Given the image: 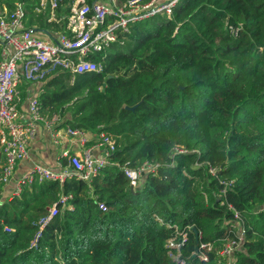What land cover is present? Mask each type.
<instances>
[{
    "label": "trees",
    "instance_id": "1",
    "mask_svg": "<svg viewBox=\"0 0 264 264\" xmlns=\"http://www.w3.org/2000/svg\"><path fill=\"white\" fill-rule=\"evenodd\" d=\"M2 1L13 10L16 0ZM22 1L30 27L60 28L36 11L39 0ZM173 11L136 22L123 41L92 55L101 71L72 82L59 69L38 94L42 114L59 115L61 126L114 135L113 162L163 166L139 189L112 164L92 182L24 184L0 201V264H176L166 247L175 224L201 236L189 233V264H219L217 250L242 226L228 204L245 229L235 264H264V0H180ZM177 145L195 152L172 158ZM55 203L58 214L37 239ZM202 241L216 248L209 261L191 254Z\"/></svg>",
    "mask_w": 264,
    "mask_h": 264
},
{
    "label": "built area",
    "instance_id": "2",
    "mask_svg": "<svg viewBox=\"0 0 264 264\" xmlns=\"http://www.w3.org/2000/svg\"><path fill=\"white\" fill-rule=\"evenodd\" d=\"M180 0H39L36 7L38 13H47L48 22H56L60 28L38 30L29 26V15L25 1L16 0L13 10L0 0V187L13 180L19 162L28 156L29 146L36 137L37 126L40 123L51 130L54 143L59 142V136L54 128L60 121L59 115L48 118L42 114L38 94L42 91L43 82L53 77L57 70L70 72L72 82L76 74L96 72L103 69L99 61L92 55L106 53L117 41H123L125 34L136 22L155 17L157 14L172 16L173 10ZM237 35L238 28L233 29ZM46 35L49 39L43 37ZM27 85V97L22 96L21 83ZM28 99L27 107L23 106ZM65 133L78 137L77 151L65 150L61 158L67 159V164L60 163L61 171L37 163L29 172L17 180L15 195L21 192L26 183L36 180L53 179L64 181L68 177H76L92 182L98 177L101 168L106 165L120 166L130 179L132 189H139L143 178L150 173H156L163 162L144 160L138 166L113 162L112 154L116 151L117 141L114 135L105 131L98 132V145L102 152L95 154L94 147L88 146V132L80 128L68 126ZM190 151L183 145L174 146L171 156ZM204 162L197 163L200 167ZM206 163V162H205ZM209 171L217 175V168L209 166ZM229 183L221 189L220 199L227 193ZM66 197L61 199L65 204ZM225 201V200H224ZM102 208H106L101 203ZM228 207L234 213V224L242 222L237 238L227 239L222 248L217 250L219 264H235V251L242 245L245 229L242 214L232 204ZM58 214V203L48 208L46 215L40 220L38 239L44 227ZM173 227L174 236L167 240L168 255L176 264H189L183 255V247L189 239L192 226ZM7 231L12 229L6 226ZM199 237L200 234H199ZM36 239V240H37ZM36 245V241L33 243ZM216 250L212 242L202 241L192 255L198 260L209 261L210 252ZM194 264V263H191Z\"/></svg>",
    "mask_w": 264,
    "mask_h": 264
},
{
    "label": "crops",
    "instance_id": "3",
    "mask_svg": "<svg viewBox=\"0 0 264 264\" xmlns=\"http://www.w3.org/2000/svg\"><path fill=\"white\" fill-rule=\"evenodd\" d=\"M43 35V34H42ZM44 38L49 39L46 35ZM28 99H24L23 106L26 108ZM61 120V119H60ZM67 127L61 126V122L57 123L54 130L59 136V142L54 143V137L51 130L48 129L44 123H40L37 126L36 137L29 146L27 158L21 160L17 166L16 172L13 176V180L6 184L2 189V198L6 199L10 197L15 191L17 180L29 172L37 163L49 166L56 172L61 171V155L65 150L77 151L79 144L77 142L78 137L65 133ZM90 137L89 147L93 146L95 154L98 155L102 152V148L97 146L99 141V135L97 133L88 132Z\"/></svg>",
    "mask_w": 264,
    "mask_h": 264
},
{
    "label": "rangeland",
    "instance_id": "4",
    "mask_svg": "<svg viewBox=\"0 0 264 264\" xmlns=\"http://www.w3.org/2000/svg\"><path fill=\"white\" fill-rule=\"evenodd\" d=\"M60 122L62 123L63 120L61 119V120L59 121V123H60ZM14 193H15V191L11 194V196H14V195H15ZM11 196H10V197H11ZM10 197H7V198H10ZM2 199H3V198H2V194L0 193V201H2ZM3 200H4V199H3Z\"/></svg>",
    "mask_w": 264,
    "mask_h": 264
},
{
    "label": "water",
    "instance_id": "5",
    "mask_svg": "<svg viewBox=\"0 0 264 264\" xmlns=\"http://www.w3.org/2000/svg\"><path fill=\"white\" fill-rule=\"evenodd\" d=\"M193 231L197 235V238H199V231H198L197 227H193Z\"/></svg>",
    "mask_w": 264,
    "mask_h": 264
}]
</instances>
